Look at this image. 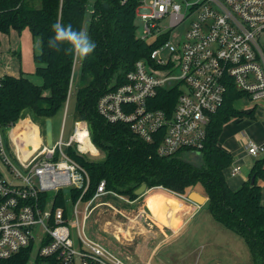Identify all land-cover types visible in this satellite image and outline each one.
Masks as SVG:
<instances>
[{
    "label": "built area",
    "instance_id": "built-area-1",
    "mask_svg": "<svg viewBox=\"0 0 264 264\" xmlns=\"http://www.w3.org/2000/svg\"><path fill=\"white\" fill-rule=\"evenodd\" d=\"M136 16L137 36L154 46L121 84L99 98L97 108L109 122L128 123L146 142L159 141V155L201 152L212 114L231 87L245 93L243 98L264 99V0H139ZM184 25V34L173 39ZM169 89H178L172 108L169 95L166 106L157 107L160 91ZM23 138H13L9 146L0 130V260L28 249L30 264H152L130 262L84 231L95 200L114 193L103 180L91 199L83 197L90 176L69 148L89 158L100 154L87 120H76L67 139L62 129L51 147L43 143L34 149L27 141L30 135ZM243 139L248 154L264 157V143L248 135ZM24 151L31 152L22 158ZM242 168L232 161L229 175H239ZM259 184L262 203L264 183ZM70 187L82 189L75 203L68 198L79 229L78 246L69 215L63 207L54 208L58 191ZM45 192L49 195L43 201Z\"/></svg>",
    "mask_w": 264,
    "mask_h": 264
},
{
    "label": "trees",
    "instance_id": "trees-1",
    "mask_svg": "<svg viewBox=\"0 0 264 264\" xmlns=\"http://www.w3.org/2000/svg\"><path fill=\"white\" fill-rule=\"evenodd\" d=\"M138 3L139 0H0V35L29 28L33 38L40 39L41 49L34 52V61L35 74L43 79L42 84L35 83L23 70L19 75L0 77V129L7 131L27 116L44 125L48 117L53 119L65 107L76 81V117L87 120L94 144L105 154L96 161L69 148L90 176L85 200L93 197L103 180L107 190L133 199L139 197L135 190L144 182L147 188L163 187L181 195L199 184L210 200L208 209L215 220L244 239L254 264H264V205L258 183L259 178L264 179V157L255 160L249 178L234 189L225 174L234 157L219 144L224 124L232 117L247 114L236 105L245 93L231 87L223 105L212 114L199 165L186 159L188 151L159 155V141L146 142L128 123L109 122L98 111L99 98L121 84L136 61L147 58L154 46L137 36ZM58 19L74 29L86 30L97 45L94 52L81 60L64 50L67 43L60 51L50 48L48 40L54 35L51 26ZM177 94L178 89L160 91L157 107H165V97L169 95L171 109ZM254 111L255 107L249 112L251 116ZM81 193L82 189L75 187L59 190L54 208L63 207L68 216V198L75 203ZM48 195L42 194L43 201ZM29 255V250L24 249L12 258L0 260V264H26Z\"/></svg>",
    "mask_w": 264,
    "mask_h": 264
},
{
    "label": "rangeland",
    "instance_id": "rangeland-1",
    "mask_svg": "<svg viewBox=\"0 0 264 264\" xmlns=\"http://www.w3.org/2000/svg\"><path fill=\"white\" fill-rule=\"evenodd\" d=\"M137 24H140V20L137 21ZM28 29L25 28L21 34L17 30H11L10 33L0 35V77L5 73H20L21 70H25L24 66L31 69L35 67L33 54L34 50H38L40 42L37 38H33ZM185 30L186 25L175 30L173 39L184 34ZM79 64L80 61L77 60L76 69H78ZM29 76L35 83H43L39 75L29 74ZM76 93L77 82L75 81L65 107L52 119L55 140L60 136L62 129L66 139L73 132L75 119H77ZM257 103L264 104V99L254 101L249 98H242L238 100L236 105L245 110L247 114H244L242 118L237 116L227 121L223 126L221 138L219 139L222 145H225L224 148L232 150V154L242 163V170L247 174L251 172L256 159L245 150L243 137L248 135L250 139L257 143H264V109L263 111L256 109L254 116L249 113ZM29 119L41 127L40 133L38 130L40 138L38 146L43 143L46 144L45 123L43 125L35 122L30 116H27L16 125L8 127L7 131L3 132L0 129L7 142H9V146L12 139L14 137L15 139L19 138V135L25 139L30 135L31 141H27L33 145L34 140L30 130L34 124L31 125ZM14 134L18 136L16 137ZM20 142L17 143V146L21 150L20 146L22 145L19 144ZM14 146L15 144L11 143L12 149ZM104 156L105 154L100 152V154L90 158L98 161L103 159ZM16 165L18 164L16 163ZM19 168L24 174H27L25 169L20 166ZM227 168H230V166ZM233 179L237 178L230 177V181L234 182ZM258 183H264V180L259 178ZM192 190L206 195L204 188L199 184L188 188L185 195L187 196ZM113 192L102 195L95 200L96 207L87 220L84 231L90 238L102 241L116 253H119L117 248L125 246L137 256L138 259L135 258V262H146V258L151 256L153 264H254L251 252L244 239L216 221L208 208L196 211L182 226L183 229L175 234H169L167 231L169 238L161 242L154 254L151 255L150 249L159 238L161 239L164 236L163 232L160 235L156 234L157 229L160 230V222L150 214L151 210L154 217H159L157 208H153L154 206L149 205V202L146 201V204L150 207V210L147 211L141 206L144 197L137 200L128 195ZM148 199L151 202V193L147 194L145 200ZM83 205L84 203L81 204V208ZM185 212V210L180 211L178 215H183ZM137 215L139 217H136ZM189 215V213L183 215L184 219ZM161 217L172 225L162 214ZM80 221H82L81 214ZM68 224L71 229V237L75 245L78 246L80 235L72 207L69 208ZM129 228L130 232H127ZM170 255L171 257H169ZM27 264H30V262Z\"/></svg>",
    "mask_w": 264,
    "mask_h": 264
},
{
    "label": "crops",
    "instance_id": "crops-1",
    "mask_svg": "<svg viewBox=\"0 0 264 264\" xmlns=\"http://www.w3.org/2000/svg\"><path fill=\"white\" fill-rule=\"evenodd\" d=\"M26 29H28V28H26ZM29 30V29H28ZM21 34V33H20ZM38 40H39V42H40V45H39V48H38V50H34V52H39L40 51V49H41V41H40V39L39 38H37ZM33 58H34V54H33ZM35 62V61H34ZM35 65V67L33 68V69H31V68H27L26 66H24V69L25 70H23L24 72H26V73H28V74H30V75H34L35 74V70H36V66H37V64L35 63L34 64ZM21 73V72H20ZM20 73H15V72H11V74L12 75H19ZM5 74H8V73H5ZM4 74V75H5ZM3 76V75H2ZM1 76V77H2ZM30 78H31V76H29ZM32 80V79H31ZM43 80V79H42ZM33 81V80H32ZM255 110L256 109H259L260 111H263V109H264V104H260V103H257L255 106ZM29 120H31V119H29ZM38 127V130H39V133H40V131H41V127H39V126H37ZM221 137H219V139H220ZM219 144L221 145V147L222 148H224V146L225 145H222V143L219 141ZM224 149H226L227 151H229V152H231V153H233L232 152V150H230V148H224ZM233 155V154H232ZM233 157H234V160L235 161H238V162H240L238 159H236V157L233 155ZM233 160V161H234ZM225 174H226V178H227V181H228V183L230 184V186L232 187V188H234V189H237V188H239L242 184H243V182L244 181H246L248 178H249V174L250 173H245L243 170H242V173H240L239 175H237V176H234L233 178H237V179H233L234 180V182H232V181H230V177H232V176H230L229 175V168H227V169H225ZM152 188H154V187H152ZM152 188H148V192L146 193V195H144V196H142V195H139V197H137L136 199L137 200H139L140 198H142V197H144V199H143V203L141 204V206H143V208H145V210H150V207L146 204V201H147V203L150 205V204H152V206H154L153 208H157L156 210L158 211V216L159 217H154L153 216V214H152V211L150 210V214L152 215V217L153 218H155L156 220H158L160 223H162L163 225L161 226V224L159 223V228H160V230L159 229H157V231H156V234L158 235H160V233L161 232H163L164 233V236L160 239H158L156 242H155V244L153 245V247L150 249V251H151V255L152 254H154V252H155V250L158 248V246L160 245V243L161 242H163L164 240L166 241L169 237V234H175L176 232H178V231H180V230H182L183 229V225L187 222V220H188V218H190L196 211H198L199 209H200V206L197 204V203H195V202H193V201H191V200H189L187 197H186V195H181V194H177V193H174V192H171V191H169V190H167V189H165V188H163V187H161L162 189H164V191L165 192H167V193H170V194H172V195H174V196H176V197H178L180 200H181V202L182 203H184L183 205H182V209L180 210V211H183V210H185L186 212L183 214V215H186V213H189L190 215L189 216H187V217H185V219H184V216L183 215H178V212L174 215V220L175 219H177V221H178V224L177 225H175V227L174 226H172V225H170L169 224V222L168 221H165L162 217H161V210H160V208L158 207V205H157V203L155 202V200L152 198V195H151V202H153V203H151L149 200L150 199H148V200H145L146 199V196H147V194L148 193H151L150 192V189H152ZM144 193V194H145ZM205 195V194H204ZM194 205V206H193ZM179 211V212H180ZM141 213H142V211H140ZM183 216V217H182ZM136 217H139V215H137ZM181 218V219H180ZM185 221V222H184ZM169 232V234H168V232ZM127 232H130V228H129V230L127 231ZM121 248H122V251H121ZM117 250L119 251V253L118 254H120L121 256H123V257H125L127 260H129L130 262H135V258H137V256H135L134 255V253L132 252V251H130L127 247H125V246H123V247H120V248H117ZM149 251V252H150ZM148 255V254H147ZM148 257V256H147ZM169 257H171V255L169 256ZM138 259V258H137ZM147 261H149V262H151L152 263V259H151V256L150 257H148V258H146V262ZM153 264V263H152ZM213 264H219V263H213Z\"/></svg>",
    "mask_w": 264,
    "mask_h": 264
},
{
    "label": "clouds",
    "instance_id": "clouds-1",
    "mask_svg": "<svg viewBox=\"0 0 264 264\" xmlns=\"http://www.w3.org/2000/svg\"><path fill=\"white\" fill-rule=\"evenodd\" d=\"M51 27L54 35L49 38L48 46L56 51H60L61 46L67 43L68 47L64 50L71 52L74 57L84 60L97 47L86 30L74 29L71 24L65 25L59 19Z\"/></svg>",
    "mask_w": 264,
    "mask_h": 264
},
{
    "label": "bare ground",
    "instance_id": "bare-ground-1",
    "mask_svg": "<svg viewBox=\"0 0 264 264\" xmlns=\"http://www.w3.org/2000/svg\"><path fill=\"white\" fill-rule=\"evenodd\" d=\"M30 131H31V134H32V138L34 140L32 146L35 149L38 146L39 142H40L37 125L34 124L33 126H31V130ZM29 141H31V140H29ZM30 150L32 151L33 149H30ZM31 151H26V152L24 151V153H20L21 157L22 158L27 157V155ZM150 192H151L152 198L155 200V202L157 203L158 207L160 208L162 216L165 219L169 220L172 223V225L175 227V225L178 224L179 220L178 221H177V219L174 220L173 219L174 215L182 209V205L184 204V203L181 202V200H180L181 198L179 199L178 197H176V196H174V195H172L170 193L165 192L164 189H162L161 187H154V188L150 189Z\"/></svg>",
    "mask_w": 264,
    "mask_h": 264
},
{
    "label": "water",
    "instance_id": "water-1",
    "mask_svg": "<svg viewBox=\"0 0 264 264\" xmlns=\"http://www.w3.org/2000/svg\"><path fill=\"white\" fill-rule=\"evenodd\" d=\"M54 135H53V121L52 118L48 117L45 121V141L47 146L51 147L53 145ZM186 159H188L190 162L194 163L195 165H199L202 163L203 158L201 152H193L188 151L185 152ZM255 177H252V183H254ZM148 190L147 183H142V185L135 190V193L138 195L144 194ZM189 200L197 203L200 206L199 210H202L204 208H208L210 204L209 198L195 190H192L188 193L186 196Z\"/></svg>",
    "mask_w": 264,
    "mask_h": 264
}]
</instances>
